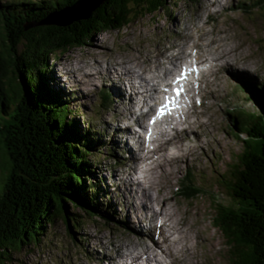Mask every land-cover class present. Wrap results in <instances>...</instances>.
<instances>
[{
    "label": "rangeland",
    "instance_id": "374dc122",
    "mask_svg": "<svg viewBox=\"0 0 264 264\" xmlns=\"http://www.w3.org/2000/svg\"><path fill=\"white\" fill-rule=\"evenodd\" d=\"M13 1L16 0H0V4ZM101 1L93 0L92 6L80 15L81 18L87 17ZM254 2L255 0H169L166 9L153 16L142 14L121 31L99 34L82 48L50 57L51 60L47 62L48 69L46 68L44 76L49 79L47 83L51 90H54L53 94L57 98L62 97L64 102L65 98H70L66 101L71 111L68 119L79 122L85 132L87 126L91 125L95 132L93 136L103 143L99 150L100 153L94 150L95 156L89 158L92 176H88L86 184L92 186L95 183L99 187V201L102 207L114 209L116 215L115 219L111 218L103 222L82 214L77 223L78 226L70 225L73 227L74 236H70L62 221L58 219L53 225L46 226L38 244L24 243L19 250L11 251L7 264H121L119 263L121 260L118 262L112 260L120 254V249H126L125 253H130L128 256L132 255L131 253L141 254L142 249L132 248L131 244H135V240L138 242L135 237L137 231L140 233L139 230H142L148 233L146 226L150 221L144 220L149 214L148 202L144 201L147 207L141 210V222L137 223L132 212L133 209L137 210L136 201L139 195L133 192V187L125 189L126 191L123 190L122 183L126 184L130 181L125 177L120 179L116 176L123 174L124 168L129 170L128 163L123 159L124 152L128 153L129 149L124 144L125 136L122 134L123 130L120 129L123 128V123L131 127L134 123L123 120L132 107L129 101L131 91L126 86L128 81L115 78V72L120 73L123 68H132L133 62H139V59L143 63L146 57L157 53L162 55V51L168 54L173 48L183 46L185 48L181 50L184 53L181 57L183 60L181 64L193 48L198 49L202 59L205 55L213 60L218 58L219 61H217L221 62L215 81L201 95L204 96L201 107L195 106L194 108V123L190 127L195 125L197 118L201 117V119L193 132L186 133L185 137L181 135L179 138V142L182 141V143H184L183 139L192 141L188 146H184L187 147L186 149L195 148L196 155L191 157L189 164L180 169L178 163L183 162H176L178 172L171 167L175 162L171 165L168 163L169 166L166 168V173L176 171L172 178L173 186H178L180 179L186 175L183 187H188L190 183L192 187L198 189L197 195L191 199L182 198L183 191H177V198L174 201L171 198L169 201L173 207L177 205L174 209L183 211L186 220L191 225L198 227H196L197 232L191 235L193 237L185 243L191 246L190 253L184 251L180 254L179 252L178 256H173L175 251L172 250L173 246H169L170 242L168 244L164 242V236H167L169 231L171 232L170 226L165 228V232L163 229V236L160 237L157 234V239L156 230L149 227V234L155 238L158 245L162 246L155 251V254L157 253L156 262L161 264H228L223 239L212 224L213 208L215 203L229 202L224 189L218 185L219 178L227 179L230 175V167L242 152L241 143L227 131L229 123L227 113L235 111L236 108H242L248 112L255 110L256 102L252 100L253 102L249 103L241 92L244 91V94L249 96L248 91L243 89L245 81L264 87L262 84L264 83V4L260 8L262 10L252 9ZM69 12L71 13L72 10ZM80 16L75 15L65 19L63 24L75 18L78 19ZM56 20L52 19V22ZM3 35L0 24V50L3 47ZM229 44L234 48L231 49ZM21 52L20 48L19 53ZM162 58L161 56V66L144 65L146 71L149 70V72L142 73L138 68L136 72L139 71L141 77L146 80L151 79L154 85L165 83L166 58ZM151 59L155 60L150 57ZM242 65L247 67L252 65L250 68L255 70L254 73L243 71L240 69ZM63 67L69 71V75L65 78H63ZM82 68L85 70L79 72ZM99 69L103 71L109 69L111 75L110 73L100 75L97 73ZM16 75L17 72L14 77H11L15 78ZM56 77L57 80L53 81ZM101 81L106 82L101 83ZM104 90L110 91L114 97H118V90H121L124 98L112 99L110 97V105L101 110L99 96ZM142 90L144 91V86ZM212 93H216L214 98L208 96ZM151 96L157 97L158 95L152 94ZM132 99L135 100V98ZM114 129L118 130V134H112ZM179 142H172V148L170 146L169 149H173L174 145ZM166 143H169L168 140ZM135 147L137 145H134V151ZM146 155H149V152ZM162 155L166 156V152L164 151ZM162 155L160 160H157L158 163L161 162ZM2 160L1 156V165ZM1 176L0 168V179ZM97 180L100 181L99 184ZM150 180L151 176L143 180V188H148L147 182ZM148 191L152 196L157 195L154 189H148ZM172 193H174L173 190ZM142 203L140 200L139 204ZM153 204L152 208L158 213L156 209L158 206ZM128 260L123 261L124 264H129ZM142 261L140 264H144Z\"/></svg>",
    "mask_w": 264,
    "mask_h": 264
},
{
    "label": "trees",
    "instance_id": "16d2710c",
    "mask_svg": "<svg viewBox=\"0 0 264 264\" xmlns=\"http://www.w3.org/2000/svg\"><path fill=\"white\" fill-rule=\"evenodd\" d=\"M86 1L0 4V264H7L9 253L24 243L38 244L46 226L58 219L70 236V225L78 226L82 214L103 222L115 219L114 209L102 207L99 187L86 184L92 176L89 158L94 150L100 153L103 143L93 136L91 125L85 132L68 119L70 98H57L44 72L52 55L82 48L99 34L121 31L142 14L153 16L169 0H102L81 18L77 8ZM263 4L255 0L252 9ZM75 15L80 17L63 24ZM16 72L17 79L12 78ZM244 83L250 96L241 91L244 99L254 100L256 107L227 113V131L241 143L242 152L227 179L219 178L229 202L214 204L212 224L223 239L228 264H264V87ZM110 103L102 91L99 108ZM197 191L188 186L182 197L191 199Z\"/></svg>",
    "mask_w": 264,
    "mask_h": 264
},
{
    "label": "bare ground",
    "instance_id": "6f19581e",
    "mask_svg": "<svg viewBox=\"0 0 264 264\" xmlns=\"http://www.w3.org/2000/svg\"><path fill=\"white\" fill-rule=\"evenodd\" d=\"M89 1H91V2L88 3ZM92 2H93V0H87L84 4H82L81 6H78L77 12L81 11L83 13V12L87 11L92 6ZM85 4H87V5H85ZM182 48L184 49L185 46H183ZM182 48H177V49L175 48L176 50L173 48L174 52H173V50H171L168 54H166V52L162 51V55H160L161 53H157L153 56L146 57V59L143 63H141V61L139 59V62H137V61L133 62L132 68H130V69L123 68V70H121L120 73H118L117 71L115 72V74H116L115 78H120L121 81H123V80L128 81L126 83V86L131 91V94L129 97V98H131V99H129L130 105L132 106L131 108H134V104H133L134 99H132V98H137L140 96L143 97L146 94L145 87H144V91L142 90L143 86L145 85V83H144L145 79L143 77H141V75L138 73L139 71L136 72V68L140 69V71L142 73L149 72L148 69H147L148 71H146V69H145L146 67H144V65L149 66V67L154 66V65L161 66V64H162L160 61L161 56L164 59L166 58L165 59L166 64H168V65H170L171 63L172 64L176 63L182 59L181 57L184 54L183 52H181ZM171 52H173V53H171ZM163 55H165V56H163ZM150 57L154 58L155 60H152V59L150 60ZM219 59H222V58H219ZM217 60H218V58H215L213 60V62H218L219 60L218 61ZM197 61L203 62L202 57H200V56L197 57ZM86 64H88V63H86ZM80 70H82V69H80ZM215 70H216V67L213 65L209 69H203V71H204L203 74L210 75V74L214 73ZM97 73H99L100 75H107V73H110V70L108 69L107 71H103L102 69H99V71ZM122 97L124 98L123 92L121 90H118V98L120 99ZM131 118H133V117L130 113L129 119H131ZM126 119H128L127 115L125 116V118L123 120H126ZM138 122H139V120H138ZM124 132H128V134L130 136L132 134L131 132H129L128 129L123 130V133ZM124 136H125L124 137V139H125L124 144H126V143L128 144L132 140H134L133 141L134 145L137 143V140L135 139V137L132 138L128 135H124ZM168 142H169L168 144H170V146H171L170 148H172L171 143L173 141L168 140ZM183 142L186 143L187 139L186 140L183 139ZM122 143H123V141H122ZM184 143H182V141L177 143V145H174L175 147L171 150L170 149H164V151L166 152V156L162 155L163 157H162L161 162H159V163L157 162L156 167H150L149 166L145 169V173L147 175L150 174L149 176H151V180L147 182V185H148L147 189L143 188L144 186H142L141 182L138 180H136V181L134 180V182L129 180L130 182H127L126 184L122 183L123 190H125L127 188L132 189V187H133V189H134L133 192L135 194L139 195V196H137L139 199L136 201L137 210L133 209V212H132L135 215V219H136L137 223L141 222V218H140L141 210H144L145 207H147L145 202H144L145 200H147V202H148L147 211L149 214H148L147 218L145 217L144 220L150 221V223H151L157 216H162L165 220L167 219L166 222H169V225L166 226L165 220H162L161 221L162 223L160 224V226L162 227V229H164V232H165V228L170 226L171 232L169 231V233L173 237H175L174 239L170 240V242L172 241L174 243L172 250L175 251V255H173V256H178L179 252L181 254L184 251L187 252L188 254L190 253L191 246L186 245L185 243L187 240H190V237L191 238L193 237L191 235L193 233L197 232L196 227H198V226L194 227L193 225H191L186 220L185 214L183 213V211L180 212V210L174 209L175 206L177 207L176 204L174 207L169 204L170 203L169 201L171 198L173 201L177 198L178 192L174 191V186H173L174 182L172 180L173 176L176 174V171H171V172L166 173V168L169 166L168 163H170V165H171L172 162H180V161L186 162L189 160V158L194 157L196 155L195 154V148L186 149L187 147L184 146ZM161 146H159V151H161ZM199 150H200V148H199ZM133 154H134V152L130 153V157H132V160L137 161L136 157ZM148 156H150V155H148ZM148 156L145 158L146 160L150 159ZM180 165H181V163H178V168H180ZM136 168H137V165L135 167L130 168V169L133 172H135ZM130 169H129V171H126L128 173V176L131 174ZM158 173H160V174H158ZM148 189L156 190L157 195L152 196L149 193L150 190L148 191ZM172 190L174 191V193H172ZM142 197L144 198V200ZM140 200L143 202L142 204H139ZM153 203H155L158 206V208H156V209H158V214H157V212H155L152 209V207L154 206ZM169 210H171V211H169ZM139 232L140 233H138V231H137V235L135 236L136 239L138 240V242L135 240V242H134L135 244H131V247L132 248H141L142 249L141 254L130 255V256L118 254L116 259H115L116 260L115 262H118L119 260H121L119 263L124 264V262H123L124 259H130L129 264H140L142 260H143L142 262H144V264H152V263L158 264L156 262V260H157L156 254L157 253L155 254V251L157 248L160 249V247H162V246L158 245L156 243L157 241L155 242L154 240H152L149 233L143 232L142 230H139ZM167 239H170V236L165 235L164 236V242ZM148 242H149V244H148ZM163 251H164V249H163Z\"/></svg>",
    "mask_w": 264,
    "mask_h": 264
},
{
    "label": "snow or ice",
    "instance_id": "6c2138e0",
    "mask_svg": "<svg viewBox=\"0 0 264 264\" xmlns=\"http://www.w3.org/2000/svg\"><path fill=\"white\" fill-rule=\"evenodd\" d=\"M190 71H196V70L193 68V69H190ZM185 75H186L185 73H182L181 76L177 78L176 83H179V81H180L181 79L185 78ZM181 91H182V86H181L180 88H177V89H176V95L179 96L180 93H181ZM171 102H174V101H171ZM167 107H168V105L165 104V105L161 108L160 113L163 114V113H164V109L167 108Z\"/></svg>",
    "mask_w": 264,
    "mask_h": 264
}]
</instances>
